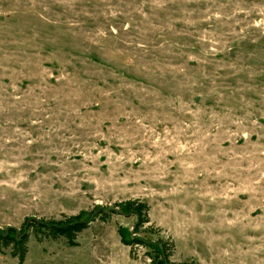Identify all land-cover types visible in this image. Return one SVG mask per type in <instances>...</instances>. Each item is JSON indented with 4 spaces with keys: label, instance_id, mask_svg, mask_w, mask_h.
I'll use <instances>...</instances> for the list:
<instances>
[{
    "label": "rangeland",
    "instance_id": "374dc122",
    "mask_svg": "<svg viewBox=\"0 0 264 264\" xmlns=\"http://www.w3.org/2000/svg\"><path fill=\"white\" fill-rule=\"evenodd\" d=\"M78 213L0 264H264V0H0V229Z\"/></svg>",
    "mask_w": 264,
    "mask_h": 264
},
{
    "label": "trees",
    "instance_id": "16d2710c",
    "mask_svg": "<svg viewBox=\"0 0 264 264\" xmlns=\"http://www.w3.org/2000/svg\"><path fill=\"white\" fill-rule=\"evenodd\" d=\"M148 209L146 202L129 200L115 204L111 208L99 209L98 212L134 216V229L137 230L149 222ZM92 220H94V216L92 218L83 217V213L63 216L60 219L29 216L23 220L19 227L6 226L0 229V249L9 248L12 256L23 261L28 252V242L31 236L38 241L62 238L68 244L73 245L77 234L86 229ZM117 231L123 244L130 246L142 245L150 249L147 252L149 264H195L191 261L173 262L170 260L174 246L172 240L165 241L162 238H158L156 241H148L135 235L127 236L121 226L118 227Z\"/></svg>",
    "mask_w": 264,
    "mask_h": 264
}]
</instances>
